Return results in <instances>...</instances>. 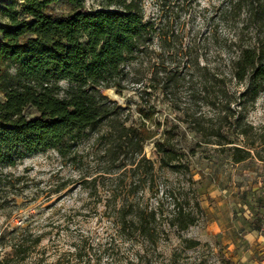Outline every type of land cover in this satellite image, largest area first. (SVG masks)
Instances as JSON below:
<instances>
[{"label":"trees","instance_id":"trees-1","mask_svg":"<svg viewBox=\"0 0 264 264\" xmlns=\"http://www.w3.org/2000/svg\"><path fill=\"white\" fill-rule=\"evenodd\" d=\"M198 1L161 0L162 13L146 18L142 0H101L99 9L86 8L85 0H22L20 7L0 0V165L46 149L74 158L89 132L95 134L102 162L100 173L84 179L94 185L97 175L115 174L107 179L116 186L130 178L128 189L149 187L157 177L154 161L144 152L149 140L158 153V169L189 180L186 157L201 145L229 149L234 162L252 157L253 143L245 145L239 136L253 128L245 113L264 90V0H219L211 6L205 18L211 20V39H218V22L228 27L226 58L220 51L207 57L196 37L183 43L179 18ZM61 3L69 10H57ZM232 82L244 87L231 89ZM110 87L139 95L136 117L103 92ZM164 102L174 116L161 120L157 112ZM163 191L172 203L166 212L161 198L153 206L128 195L112 196L118 204L112 216L122 234L155 241L162 221L177 231L196 222L202 212L198 201L194 210L182 204L186 198L174 187ZM41 235L25 231L0 256V264H29V258L41 264L43 254L31 257ZM74 250L66 264L80 261V249Z\"/></svg>","mask_w":264,"mask_h":264},{"label":"rangeland","instance_id":"rangeland-1","mask_svg":"<svg viewBox=\"0 0 264 264\" xmlns=\"http://www.w3.org/2000/svg\"><path fill=\"white\" fill-rule=\"evenodd\" d=\"M142 1L146 18L162 13L161 0ZM218 1L199 0L190 14L182 13L179 18L184 25L183 43L195 37L203 41L202 48L209 58L215 51H220L222 58L228 56L224 40L227 24L218 22V39L213 40L211 20H205ZM14 2L20 7L22 0ZM101 6V0H85L88 9ZM69 8L67 3L56 5L57 10L64 12ZM112 8L115 6H109ZM166 9L173 10L167 5ZM154 48L158 51L156 42ZM220 66L219 72H223L224 66ZM243 87L230 84L231 89ZM103 92L129 107L131 117L137 116L135 105L139 95L133 89L110 87ZM159 106V119L174 116L166 102ZM207 112L211 114L212 110ZM245 115L253 128L241 134L239 142L253 143V156L234 162L229 149L201 145L186 157L192 180L182 173L158 169V153L153 140H149L144 152L157 169V177L149 187L145 183L143 188L128 189L130 178L116 186L107 179L115 174H106L107 178L97 175L95 185L85 182L84 179L100 173L97 171L102 165L99 144L90 132L79 141L80 156L73 158L68 154L62 158L54 149H46L29 154L14 165H0V256L28 231L42 234L37 252L31 256L33 260L43 254L41 264H66L74 258L71 251L75 247L80 249L78 264H86V259H90L89 264H264V237L255 230L262 222L258 208L264 206V159L258 158V154L264 155V90ZM82 172L86 174L83 178ZM91 173L94 174L87 175ZM62 182L67 185L54 191ZM165 186L174 187L184 196L186 199L181 202L186 207L189 204L188 208L196 210L195 201L199 202L202 212H198L196 222L177 231L162 221L155 241H141V236L134 232L122 234L112 216L113 206L118 205L112 196L128 195L153 206L161 198L166 212L172 203L164 194ZM195 240L198 243L193 245ZM27 261L32 263L30 258Z\"/></svg>","mask_w":264,"mask_h":264},{"label":"crops","instance_id":"crops-1","mask_svg":"<svg viewBox=\"0 0 264 264\" xmlns=\"http://www.w3.org/2000/svg\"><path fill=\"white\" fill-rule=\"evenodd\" d=\"M258 213L260 214L261 216V221L260 223L257 224V227H256V231L260 232L262 234V236L264 237V206L261 205L259 208H258ZM263 217V218H262ZM254 230V231H255ZM264 239V238H263Z\"/></svg>","mask_w":264,"mask_h":264}]
</instances>
